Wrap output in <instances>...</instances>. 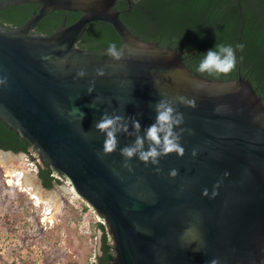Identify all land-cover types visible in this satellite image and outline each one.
Returning a JSON list of instances; mask_svg holds the SVG:
<instances>
[{
    "label": "water",
    "instance_id": "95a60500",
    "mask_svg": "<svg viewBox=\"0 0 264 264\" xmlns=\"http://www.w3.org/2000/svg\"><path fill=\"white\" fill-rule=\"evenodd\" d=\"M117 1L0 0V11L39 5L20 27L0 24V79L6 78L0 122L93 211L116 264H262L264 105L241 76L239 56L237 79L199 76L184 65L183 52L134 36L114 9ZM56 11L81 16L69 26L64 20L50 35L31 32ZM96 22L118 34L123 60L76 46ZM100 68L104 76L96 75ZM81 69L83 78L77 76ZM177 96L196 102L195 108L174 103L184 117L174 129H186L184 155L168 154L155 166L133 157L125 167L120 149L155 122L160 99ZM105 112L123 116L134 133H118L111 154L103 153L105 135L95 129ZM128 118L139 121V133Z\"/></svg>",
    "mask_w": 264,
    "mask_h": 264
},
{
    "label": "trees",
    "instance_id": "16d2710c",
    "mask_svg": "<svg viewBox=\"0 0 264 264\" xmlns=\"http://www.w3.org/2000/svg\"><path fill=\"white\" fill-rule=\"evenodd\" d=\"M39 9L36 4L8 7L0 11V23L17 28ZM120 20L136 37L161 48L183 52L184 65L193 73L212 81L235 80L238 77V56L241 76L248 80L264 105V0H118L114 7ZM81 13L56 11L45 16L36 33L50 35L65 20L75 22ZM118 47L121 40L106 23H91L76 46L87 51H106L109 43ZM232 45L236 51V69L228 75L200 73L199 63L208 50L217 44ZM242 44L243 49L236 46ZM0 150L36 156L30 144L0 122ZM37 176L44 188L55 183L45 163L37 164ZM101 256L95 264H114L113 246L103 225ZM264 264V261L262 262Z\"/></svg>",
    "mask_w": 264,
    "mask_h": 264
},
{
    "label": "rangeland",
    "instance_id": "374dc122",
    "mask_svg": "<svg viewBox=\"0 0 264 264\" xmlns=\"http://www.w3.org/2000/svg\"><path fill=\"white\" fill-rule=\"evenodd\" d=\"M17 156L21 163L10 173L0 161V264H95L102 237L97 216L64 181L44 188L36 156L4 159ZM53 196L58 209L50 220Z\"/></svg>",
    "mask_w": 264,
    "mask_h": 264
},
{
    "label": "clouds",
    "instance_id": "9594fccd",
    "mask_svg": "<svg viewBox=\"0 0 264 264\" xmlns=\"http://www.w3.org/2000/svg\"><path fill=\"white\" fill-rule=\"evenodd\" d=\"M138 2V0H134ZM239 49H243V45L236 46ZM106 55L112 61L119 62L124 59V51L119 48L115 42L109 43L106 49ZM204 58L199 63L197 71L200 73L228 75L233 72L237 66L236 51L232 45L217 44L215 50H208L203 56ZM65 62H67L65 60ZM113 66V65H109ZM87 75L84 69L77 72L79 78H83ZM97 76H104L105 72L102 68L97 69ZM6 78L0 79V84H5ZM94 90V87L88 88L90 94ZM166 95L164 93L161 94ZM100 97H96V101H99ZM178 102L188 107L195 108L196 102L194 99H188L184 96H177L174 100L160 99L154 106L156 112L155 122L144 129V135L136 134V138L133 144L125 146L120 149V155L125 158L124 166L129 167L128 161L133 157H138L140 161H143L146 165L151 163L152 165H159L160 158L171 153H176L178 156L184 155V148L180 144L181 135L186 129L180 128L177 132L174 129L184 123V117L182 113H179L174 107V103ZM135 129L136 133L141 130V125L138 120L128 118ZM95 129L105 135L102 151L105 154L114 153L119 145L117 139L118 133H125L133 135L128 131V124L125 122V118L121 115L113 113L109 115L105 112L101 119L95 124ZM147 142V150H145V143ZM193 150V155H195ZM157 172H160L159 167L156 168ZM170 176L175 177L177 170L172 169ZM207 194V190H205ZM211 264H219L218 260H212Z\"/></svg>",
    "mask_w": 264,
    "mask_h": 264
},
{
    "label": "bare ground",
    "instance_id": "6f19581e",
    "mask_svg": "<svg viewBox=\"0 0 264 264\" xmlns=\"http://www.w3.org/2000/svg\"><path fill=\"white\" fill-rule=\"evenodd\" d=\"M5 154H3L2 152H0V161H3V162H5V163H8V164H6L7 166H8V168H7V172L8 173H10L9 172V169L11 168V167H14L16 164H20L21 162H19V157H15V160L12 158L11 160H9V161H7L6 162V160L4 159V157L6 158V156H4ZM10 156V155H9ZM18 162V163H17ZM17 166V165H16ZM71 191H72V189H71ZM37 192H39V190L37 191ZM73 192V191H72ZM74 194V193H73ZM36 195V194H35ZM34 195V196H35ZM75 195V194H74ZM33 196V197H34ZM36 199V198H35ZM54 200H57L56 198H55V196H53V205H54V207H52L51 209H48L49 210V212L47 213V215H51L48 219H50L51 220V218H52V216H53V211L54 210H57L58 209V205H57V202L56 201H54ZM41 202V200H40V198H39V200H38V203H40Z\"/></svg>",
    "mask_w": 264,
    "mask_h": 264
},
{
    "label": "flooded vegetation",
    "instance_id": "af4514ba",
    "mask_svg": "<svg viewBox=\"0 0 264 264\" xmlns=\"http://www.w3.org/2000/svg\"><path fill=\"white\" fill-rule=\"evenodd\" d=\"M78 13H79V12H78ZM77 20H78V19H77ZM77 20H76V21H77ZM76 21H75V22H76ZM40 22H41V21H40ZM40 22H39V23H40ZM39 23H38V24H39ZM73 23H74V22H73ZM96 23H98V22H96ZM101 23H103V22H101ZM0 24H1V23H0ZM38 24H37V25H38ZM71 24H72V23H71ZM71 24H69V25H71ZM106 24H107V23H106ZM1 25L4 26V27L10 28V26L7 25V24H1ZM37 25L32 29V31H31L32 33H36V32H35V28L37 27ZM65 25H66V21H65ZM69 25H66V26H69ZM89 25H90V24H89ZM89 25H88V26H89ZM108 25H109V24H108ZM86 30H87V29H86ZM85 32H86V31H85ZM76 44H77V43H76ZM54 179H56L57 181H63L62 179H60V178H58V177H55V176H54ZM100 256H101V254H100ZM263 261H264V257H263L261 263H262ZM114 262H115V261H114ZM114 264H116V263H114Z\"/></svg>",
    "mask_w": 264,
    "mask_h": 264
},
{
    "label": "built area",
    "instance_id": "2783aa9c",
    "mask_svg": "<svg viewBox=\"0 0 264 264\" xmlns=\"http://www.w3.org/2000/svg\"><path fill=\"white\" fill-rule=\"evenodd\" d=\"M100 221V220H99Z\"/></svg>",
    "mask_w": 264,
    "mask_h": 264
}]
</instances>
